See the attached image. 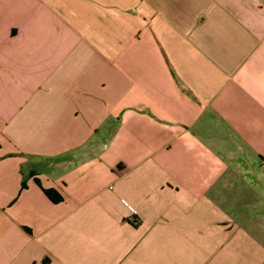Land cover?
I'll list each match as a JSON object with an SVG mask.
<instances>
[{
  "label": "crops",
  "instance_id": "0c3cea01",
  "mask_svg": "<svg viewBox=\"0 0 264 264\" xmlns=\"http://www.w3.org/2000/svg\"><path fill=\"white\" fill-rule=\"evenodd\" d=\"M0 264H264V0H0Z\"/></svg>",
  "mask_w": 264,
  "mask_h": 264
},
{
  "label": "trees",
  "instance_id": "16d2710c",
  "mask_svg": "<svg viewBox=\"0 0 264 264\" xmlns=\"http://www.w3.org/2000/svg\"><path fill=\"white\" fill-rule=\"evenodd\" d=\"M42 190V193L52 202H55L58 200V196L57 195H54L52 193V190L51 189H41Z\"/></svg>",
  "mask_w": 264,
  "mask_h": 264
},
{
  "label": "built area",
  "instance_id": "2783aa9c",
  "mask_svg": "<svg viewBox=\"0 0 264 264\" xmlns=\"http://www.w3.org/2000/svg\"><path fill=\"white\" fill-rule=\"evenodd\" d=\"M121 203L123 204V205H125V207L129 210V211H131V208L124 202V201H122L121 200Z\"/></svg>",
  "mask_w": 264,
  "mask_h": 264
}]
</instances>
